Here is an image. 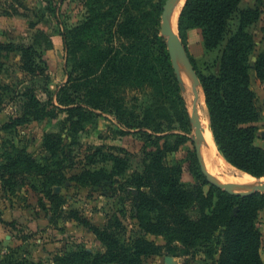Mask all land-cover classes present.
Here are the masks:
<instances>
[{
    "label": "trees",
    "instance_id": "1",
    "mask_svg": "<svg viewBox=\"0 0 264 264\" xmlns=\"http://www.w3.org/2000/svg\"><path fill=\"white\" fill-rule=\"evenodd\" d=\"M241 1L186 0L179 32L187 46L189 32L200 29L204 51H220L219 72L210 75L199 71L190 55L209 108L210 128L220 153L230 164L261 178L264 148L255 143L260 110L251 86V70L264 82V47L252 66L251 56L258 43L251 28L262 16L264 0H256L255 7H241ZM164 2L87 0L85 19L66 35L68 54L76 61L68 72V81L56 94L59 105L53 102L50 90L48 102L44 103L36 89L29 87L23 94L24 114L11 122L14 126L66 115L63 122L69 132L66 136L46 132L41 158L13 146L17 156L7 154L9 162L3 166L9 171L13 165L20 167L22 170L11 168V178L21 177L22 185L44 194L51 203L64 201L53 187L69 180L82 186L115 185L113 194L121 206L108 216L102 228L74 217L93 231L104 251L81 249L58 256L55 264H142L144 256L155 253L148 235L179 242L187 254L200 252L213 264H264V193L231 194L208 180L195 142L188 135L191 115L165 40L157 29L144 30L145 20L152 26L159 23ZM114 25L118 36L127 38L128 45L123 41L119 47L113 45ZM15 47L13 43L0 42V50ZM22 51L24 70L50 80L49 65L42 52L32 46ZM146 84L157 101L146 108L144 118L143 108L139 114L134 111L122 116L118 112L128 129L121 130L122 135L133 134L140 140V152L122 146L115 149L118 153H106L105 147H96L86 163L94 165L102 153V161L111 162V168L83 166L80 172L68 176V170L77 164L74 147L82 145L79 132L85 130V123L94 115L90 109L110 107L112 113L120 111L125 93L133 88L142 90ZM48 104L50 110L46 108ZM175 128L182 132L159 135ZM186 142L187 155L170 159ZM133 159L138 166L132 170ZM185 162L192 181L183 179ZM120 177L122 180L116 183ZM128 214L136 221L132 229L125 222ZM6 258L2 264H21L13 255Z\"/></svg>",
    "mask_w": 264,
    "mask_h": 264
},
{
    "label": "rangeland",
    "instance_id": "2",
    "mask_svg": "<svg viewBox=\"0 0 264 264\" xmlns=\"http://www.w3.org/2000/svg\"><path fill=\"white\" fill-rule=\"evenodd\" d=\"M166 1L163 3L162 12ZM184 4L178 16L177 34L183 43L186 55L190 61V55L192 56L193 62L202 73L206 75L218 73L219 50L197 53L198 49L195 47L197 45L194 44L195 51L193 52L191 51L193 43H190L192 39L190 32L192 30L189 32L187 46L180 36L179 18ZM87 10V0H0V42L4 44L13 43L18 47H15L14 50H0V264H2L3 259L7 260L6 257H11V255H13L15 262L21 264H55L54 260L58 256L70 255L72 252L81 249L93 253L104 251L103 244L97 239L93 231L74 217L77 215V218H84L89 223L102 228L107 222L108 216L116 212L121 206L116 195L113 194L115 186L113 183L82 186L69 180L62 185L53 187V192L60 194L64 199L60 204H53L44 194L42 195L39 191L33 190L29 185H22L21 177L11 178V168L13 171L22 170L20 167L13 165L9 167L10 171L3 168L9 162L7 161V154L10 155L13 152L14 157H11L15 158L17 156L15 151L12 150L13 146L26 149L36 159H39L44 155L42 144L46 132L57 131L63 133L64 136L69 132V127H66L63 122L66 116L64 114L54 119L47 117L40 120L32 119L28 123L15 124L14 126H11V122L24 114L22 108L23 94L29 87L36 89L44 103L48 102L47 95L50 90L54 95L53 102L59 105L56 94L68 81V72L76 61L75 57L68 54L66 35L71 28L82 23L87 15ZM162 12L159 23L153 25L154 27L150 23L151 21L145 20L144 30L153 32L152 28L157 29L167 45V39L161 32ZM262 25H264V14L261 21L252 30L253 32L257 31L256 35L258 37ZM111 32L115 35L113 38L114 46H121L122 41L124 43L128 42L126 37L118 36L115 25L112 27ZM262 43L264 44V42ZM24 46L25 48L32 46L38 52H42L49 65L50 80L42 78L39 74L33 75L24 70L22 51L25 49ZM254 54L251 56L252 66L255 64ZM251 79V86L257 95V105L260 110L259 120L255 123L258 126V137L255 139V143L264 148V82H260L256 78L253 69L251 70ZM190 81L187 82L185 79L182 81L187 107L191 115L192 127L188 135L195 142L194 145L197 152H199L200 138L192 120L194 94L189 89ZM198 89L201 97L197 111L198 119L201 120V123L203 120L210 128V112L201 82ZM124 96L126 97L123 98V106L119 107L120 111H115L116 113L110 112V107L103 110L90 107L94 115L91 121L85 123V130L79 132L82 145L74 147L77 164L68 170V176L80 172L83 166L111 168V162L102 161L105 158L102 153L97 157V162L94 165L91 166L86 163L89 155L96 150V147H105L103 152L106 153L113 151L118 153L115 149L122 146L131 152H140V140L133 134L122 135L121 130L128 129L120 121L118 112L122 116L125 113L127 115L134 111L139 114L141 108H143L142 117L144 118L146 108L157 100H154L152 88L147 84L143 86L142 90L133 88V90L127 91ZM41 107L43 106L40 105L39 108ZM46 108L50 110L51 106L48 104ZM30 117L32 118V116ZM143 118L141 120H144ZM129 131L134 132L135 129ZM181 132L179 128H175L159 135ZM186 144L189 143L182 144L180 151L171 154L170 159L179 160L184 158L187 155ZM216 147L218 149L217 145ZM218 152V156L220 155L219 157H222L227 163L225 165L229 167L226 174L252 176L251 174L239 173L235 170L237 167L230 164L222 156L219 149ZM201 156L203 159V151H201ZM211 161L212 159L209 157L207 162L211 163ZM137 166V161L133 159L131 161L132 170ZM184 169L183 179L192 181L193 178L187 162H185ZM28 174L30 173L28 172ZM30 176L31 180H35L31 174ZM212 176L217 181L222 182L217 176ZM252 177L257 181L262 180ZM122 178H118L116 183ZM241 185L242 188H237V190L244 189L242 191H248L246 184ZM125 222L129 229H132L136 221L131 217V214H128ZM147 237L153 244L155 253L144 256L142 264H170L166 260L168 256L172 257V264H213L211 259L200 252L187 254L185 248L179 242L168 241L162 236L148 235ZM261 255L264 260V238ZM10 260L12 261V259Z\"/></svg>",
    "mask_w": 264,
    "mask_h": 264
},
{
    "label": "water",
    "instance_id": "3",
    "mask_svg": "<svg viewBox=\"0 0 264 264\" xmlns=\"http://www.w3.org/2000/svg\"><path fill=\"white\" fill-rule=\"evenodd\" d=\"M178 4V0H167L162 12V24H161V32L162 34L165 36V38L167 39V46H168V50L169 53L172 57L173 60V64L175 67V70L178 74V77L181 81H184L183 79V75L181 74V70L179 69V63L182 64L185 69L187 70V74L190 77L191 80V85L189 86L190 91L193 92L194 94V98H193V109H192V120L194 121V124L197 128L198 134H199V138H200V142L198 144V149H199V156L201 159V162L203 164V170L205 172V174L207 175L208 180L226 190L227 192L231 193V194H240V195H250L253 193H264V181H260L259 184H257L256 186H254L253 188L249 189L248 191H240L237 190V188L242 187L241 184H235V183H231V182H227V183H221L219 181H217L207 170V167L205 166L202 156H201V151H202V146L204 144L205 141V136H204V130L205 127H203L202 124H200L198 116H197V111H198V104L200 102V92H199V84H200V79L197 75V72L192 64V62L190 61V59L188 58V56L186 55L183 43L179 37V35L177 33H175L172 29L171 26V21H170V16L173 13V11L175 10V8L177 7ZM237 170L239 173L242 174H249L246 173L240 169H235ZM262 178H259V180ZM166 260L168 263L172 264L173 260L172 257L168 256L166 257Z\"/></svg>",
    "mask_w": 264,
    "mask_h": 264
},
{
    "label": "bare ground",
    "instance_id": "4",
    "mask_svg": "<svg viewBox=\"0 0 264 264\" xmlns=\"http://www.w3.org/2000/svg\"><path fill=\"white\" fill-rule=\"evenodd\" d=\"M184 2H185V0H178L177 7L175 8V10L173 11V13L170 16L171 26H172V29L175 33H177V21H178L179 12H180V9H181L182 5L184 4ZM179 69L181 70V74L183 75V78L188 82V80H190V78H188L189 76L186 72L187 70L180 63H179ZM190 83H191V81H190ZM190 83H188V84H190ZM199 122H200V124L203 123V127H205V130H204L205 141L203 144L202 151H203L204 162H205L207 169L211 175H215L218 178H220L222 181L221 183L236 182V183H240V184H246L248 190L253 188L257 184H259L260 181H264V177L262 178V180L257 181V180H255V178H253L252 176H248V175L233 176V175L226 174L228 172L229 167H228V165H225V164H227L225 162V160L222 157H219L220 155L218 156L219 152H218V149L216 147V144H215V141L213 139V135H212L210 128L206 125V123H204L203 120H202V123H201V120H199ZM209 157L212 159L211 163L207 162ZM218 165H220L222 167L219 166L220 167L219 168ZM223 173H225V174L223 175ZM240 188H242V187H240ZM242 190H244V189H242Z\"/></svg>",
    "mask_w": 264,
    "mask_h": 264
},
{
    "label": "crops",
    "instance_id": "5",
    "mask_svg": "<svg viewBox=\"0 0 264 264\" xmlns=\"http://www.w3.org/2000/svg\"><path fill=\"white\" fill-rule=\"evenodd\" d=\"M255 5H256V0H242L241 1V7H255ZM264 10V9H263ZM264 14V11H263V13H262V15ZM262 17V16H261ZM261 21V18L259 19V21L258 22H260ZM257 22V23H258ZM256 23V24H257ZM255 24V25H256ZM255 25H253L252 26V28H251V30H253V27L255 26ZM263 26L264 25H262L261 26V28H260V34H259V37L256 35L257 34V31H252L253 33H254V35H255V38H256V41H257V43H258V46H257V49H256V51H255V54L253 55V57L255 58L254 60H256V57H257V55H258V53L260 52V50H262L263 49V47H264V44L262 43V42H264V29H263ZM190 37L192 38L191 39V41H190V43H193L192 45H191V47H192V49H191V51H195L194 50V44H196L197 46H195V47H197V49H198V51H196L197 53H202V52H204V47H203V43H202V34H201V30L200 29H193L191 32H190ZM262 46V47H261ZM261 47V48H260ZM254 63H255V61H254ZM251 83H252V79H251ZM260 145V144H259ZM261 229H262V231H263V233H264V225H262L261 226Z\"/></svg>",
    "mask_w": 264,
    "mask_h": 264
}]
</instances>
